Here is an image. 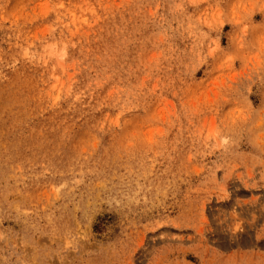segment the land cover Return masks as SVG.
<instances>
[{
    "label": "rangeland",
    "instance_id": "obj_1",
    "mask_svg": "<svg viewBox=\"0 0 264 264\" xmlns=\"http://www.w3.org/2000/svg\"><path fill=\"white\" fill-rule=\"evenodd\" d=\"M0 264H264V0H0Z\"/></svg>",
    "mask_w": 264,
    "mask_h": 264
}]
</instances>
